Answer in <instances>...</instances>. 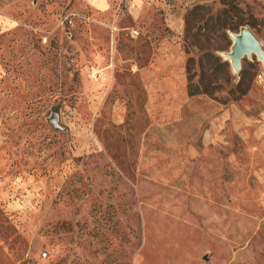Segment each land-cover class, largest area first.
<instances>
[{
	"label": "rangeland",
	"instance_id": "rangeland-1",
	"mask_svg": "<svg viewBox=\"0 0 264 264\" xmlns=\"http://www.w3.org/2000/svg\"><path fill=\"white\" fill-rule=\"evenodd\" d=\"M112 2L0 0V264H264V60L186 32L235 10L264 52V0ZM165 39L185 96L140 73Z\"/></svg>",
	"mask_w": 264,
	"mask_h": 264
},
{
	"label": "crops",
	"instance_id": "crops-1",
	"mask_svg": "<svg viewBox=\"0 0 264 264\" xmlns=\"http://www.w3.org/2000/svg\"><path fill=\"white\" fill-rule=\"evenodd\" d=\"M76 5H80L85 10L93 11L95 14L104 15L115 13V7L112 0H71ZM184 53L181 50L180 43L177 41L165 39L158 43L150 63L140 72L144 80L159 81L160 85L164 81H173L174 87L162 89L159 88V96H162V90H170L173 95L176 93L185 96V77H184ZM178 83H175V82ZM177 86V87H176ZM176 87V88H175ZM166 95H170L167 93Z\"/></svg>",
	"mask_w": 264,
	"mask_h": 264
},
{
	"label": "trees",
	"instance_id": "trees-1",
	"mask_svg": "<svg viewBox=\"0 0 264 264\" xmlns=\"http://www.w3.org/2000/svg\"><path fill=\"white\" fill-rule=\"evenodd\" d=\"M226 5H229V3H227ZM210 9L211 8L208 6L197 5L192 10H190L188 12L187 17H186V22H187L186 32L190 33L192 25H195V23L197 21L203 20L204 15H208V17L204 21V23H205L204 28L207 29V31L209 30L208 32L211 31L212 33H214L215 31H218V33H220L222 36H224V39H227V37H228L227 32L228 31L236 32L243 25H246V24L251 25V24H249V22H244L243 20H241V18H239V16H238L237 11L225 10L222 14L216 15V17H217L216 22L213 23L212 26H210L209 22L213 19V16L209 15V13L211 12V11H209ZM202 28L203 27H198L197 32H195L194 35H196L199 31H201ZM220 61H217V59L214 58L213 60H211V62L208 65V70L210 71V76H211V79L208 83L209 87L211 86L213 81H214V83L215 82L218 83L219 80H217V79H219L218 78L219 75H217V74H219V73L222 74L223 80L225 82H227V80H229V78H230L229 63L221 61L222 62V64H221ZM190 62H192V60H188V64H187L188 71H190V69H191ZM237 88H238L237 91H239V93L241 95H244L247 91V89H242V82L241 81L238 83ZM207 91H209V90H207Z\"/></svg>",
	"mask_w": 264,
	"mask_h": 264
},
{
	"label": "water",
	"instance_id": "water-1",
	"mask_svg": "<svg viewBox=\"0 0 264 264\" xmlns=\"http://www.w3.org/2000/svg\"><path fill=\"white\" fill-rule=\"evenodd\" d=\"M232 44L228 57L233 69H239L241 58L245 55L255 54L264 60V52L260 46V42L255 34L247 27H241L239 33H229ZM54 126H58V111H54L51 117Z\"/></svg>",
	"mask_w": 264,
	"mask_h": 264
}]
</instances>
